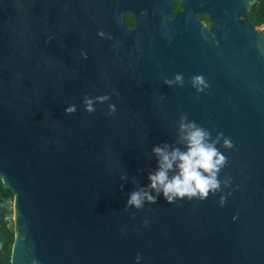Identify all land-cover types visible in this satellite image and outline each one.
<instances>
[{
    "label": "water",
    "instance_id": "obj_1",
    "mask_svg": "<svg viewBox=\"0 0 264 264\" xmlns=\"http://www.w3.org/2000/svg\"><path fill=\"white\" fill-rule=\"evenodd\" d=\"M256 2L0 0L10 264H264V33L246 16ZM176 73L183 85H166ZM193 75L209 87L197 93ZM101 95L86 111L84 97ZM181 114L233 141L216 145L228 187L125 208Z\"/></svg>",
    "mask_w": 264,
    "mask_h": 264
},
{
    "label": "clouds",
    "instance_id": "obj_2",
    "mask_svg": "<svg viewBox=\"0 0 264 264\" xmlns=\"http://www.w3.org/2000/svg\"><path fill=\"white\" fill-rule=\"evenodd\" d=\"M164 83L168 86H182L184 79L182 74L176 73L172 79L165 78ZM190 84L197 93L209 87L202 75H193ZM107 100L108 95L95 98L85 96L83 104L86 111L91 113L95 111L94 102L103 103ZM75 110V105H69L65 108V113L72 114ZM108 110V114L115 113V105L108 104ZM176 124L177 137L174 143L161 142L152 146L151 153L156 159V167L149 171L147 185H139L128 194L125 208L141 209L145 203L155 204L161 195L168 203L194 198L204 200L210 194L221 192L222 185L228 187L230 178L218 179L221 169L227 164V157L216 145L220 143L221 147L231 149L233 141L222 132H217L213 138L206 128L189 120L186 114H181ZM126 179L127 177L121 176L122 181ZM133 183L138 182L133 180ZM123 186V183L120 184L121 188ZM218 202L223 205L225 195H221ZM140 258L138 254L135 259L139 261ZM33 264L38 262L34 261Z\"/></svg>",
    "mask_w": 264,
    "mask_h": 264
},
{
    "label": "trees",
    "instance_id": "obj_3",
    "mask_svg": "<svg viewBox=\"0 0 264 264\" xmlns=\"http://www.w3.org/2000/svg\"><path fill=\"white\" fill-rule=\"evenodd\" d=\"M175 7L178 9L177 5ZM246 15L257 27L263 25L264 0H257ZM125 21L129 25H133L134 22L130 14L125 15ZM13 196V192L0 180V264H10V253L14 238L12 224Z\"/></svg>",
    "mask_w": 264,
    "mask_h": 264
},
{
    "label": "flooded vegetation",
    "instance_id": "obj_4",
    "mask_svg": "<svg viewBox=\"0 0 264 264\" xmlns=\"http://www.w3.org/2000/svg\"><path fill=\"white\" fill-rule=\"evenodd\" d=\"M176 5L178 6V9H176V7H175ZM181 10H182V7H181L180 2H174V4H173V15H175L177 12H179ZM126 14H128V13H126ZM196 16H197V18L201 19L205 24H208V21H207V18H206V15L205 14H199V13H197ZM124 19H125V16H124ZM133 24H134V22H133ZM127 25H129V24H127ZM129 26H132V25H129Z\"/></svg>",
    "mask_w": 264,
    "mask_h": 264
},
{
    "label": "rangeland",
    "instance_id": "obj_5",
    "mask_svg": "<svg viewBox=\"0 0 264 264\" xmlns=\"http://www.w3.org/2000/svg\"><path fill=\"white\" fill-rule=\"evenodd\" d=\"M258 29H260L264 33V24L261 26H258Z\"/></svg>",
    "mask_w": 264,
    "mask_h": 264
}]
</instances>
